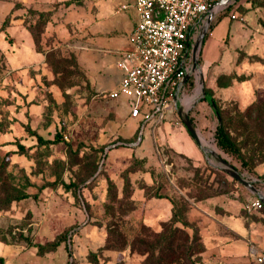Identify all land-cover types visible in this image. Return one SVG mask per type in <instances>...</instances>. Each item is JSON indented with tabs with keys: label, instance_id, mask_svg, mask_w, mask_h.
I'll use <instances>...</instances> for the list:
<instances>
[{
	"label": "rangeland",
	"instance_id": "1",
	"mask_svg": "<svg viewBox=\"0 0 264 264\" xmlns=\"http://www.w3.org/2000/svg\"><path fill=\"white\" fill-rule=\"evenodd\" d=\"M128 1L0 0V264H264V0L217 13L198 47L182 102L205 149L179 110L142 129L106 96Z\"/></svg>",
	"mask_w": 264,
	"mask_h": 264
},
{
	"label": "built area",
	"instance_id": "2",
	"mask_svg": "<svg viewBox=\"0 0 264 264\" xmlns=\"http://www.w3.org/2000/svg\"><path fill=\"white\" fill-rule=\"evenodd\" d=\"M220 1L129 0L122 6L132 8L136 20L117 60L121 77L106 96L126 98L129 117L138 120L142 129L146 123L155 127L168 111H186L182 102L186 86L191 76H198L197 88L201 70L198 49L193 54L195 40L217 13L239 0ZM261 205L259 200L253 202L254 207Z\"/></svg>",
	"mask_w": 264,
	"mask_h": 264
},
{
	"label": "water",
	"instance_id": "3",
	"mask_svg": "<svg viewBox=\"0 0 264 264\" xmlns=\"http://www.w3.org/2000/svg\"><path fill=\"white\" fill-rule=\"evenodd\" d=\"M226 0H221L220 2H224ZM207 30V26H205L200 34L197 36L194 46H193V54L196 53L198 46L200 45V43L202 42V39L206 33ZM199 82H200V88L202 89V72L201 70L199 71ZM202 95H204V92L202 91ZM190 108V107H189ZM188 108V109H189ZM178 113L182 116V122L184 124V126L186 127L187 131L190 133V135L194 138L195 142L198 144V146L201 149H205L200 141L199 138L197 136V132L195 130L194 124L192 122V120L190 119V117L188 116L187 111H184L182 113L181 110L178 111ZM213 155L215 156V158L223 165V168L225 169V171L232 176V178H234L235 180H237L238 182H240L241 184H243L244 186L249 187L251 190H253L254 192L258 193L257 189L255 188V186L248 180L244 179L243 177H241V175L232 168L231 164L225 160L223 157H221L219 154H217L216 152H213ZM259 194V193H258ZM259 198L264 202V197H262V195L259 194Z\"/></svg>",
	"mask_w": 264,
	"mask_h": 264
},
{
	"label": "trees",
	"instance_id": "4",
	"mask_svg": "<svg viewBox=\"0 0 264 264\" xmlns=\"http://www.w3.org/2000/svg\"><path fill=\"white\" fill-rule=\"evenodd\" d=\"M212 106H213V104H212ZM216 115L218 116L217 112H216ZM214 135H215L217 145L220 148H222L226 151H234L233 143H232L231 139L225 133V131L223 130L222 126L219 123L216 125ZM38 140L41 141L42 138L40 136H38ZM19 147L22 148L23 146L20 145ZM67 250H68V254H71V251H69L68 248H67Z\"/></svg>",
	"mask_w": 264,
	"mask_h": 264
},
{
	"label": "bare ground",
	"instance_id": "5",
	"mask_svg": "<svg viewBox=\"0 0 264 264\" xmlns=\"http://www.w3.org/2000/svg\"><path fill=\"white\" fill-rule=\"evenodd\" d=\"M197 80V79H196ZM201 90V88H200V84H199V81H198V83H197V88L195 89V92L193 93V94H191V96H193V97H195V95L197 96L198 95V93H199V91ZM186 97V96H185ZM184 97V98H185ZM192 97V98H193ZM198 136V135H197ZM199 138V137H198ZM199 141H200V139H199ZM200 143H201V141H200ZM201 145H202V143H201ZM203 146V145H202Z\"/></svg>",
	"mask_w": 264,
	"mask_h": 264
},
{
	"label": "crops",
	"instance_id": "6",
	"mask_svg": "<svg viewBox=\"0 0 264 264\" xmlns=\"http://www.w3.org/2000/svg\"><path fill=\"white\" fill-rule=\"evenodd\" d=\"M200 101H201V99H200ZM185 106V105H184Z\"/></svg>",
	"mask_w": 264,
	"mask_h": 264
}]
</instances>
